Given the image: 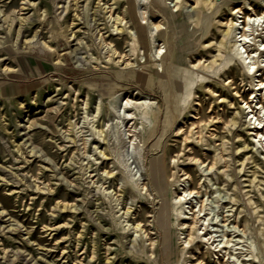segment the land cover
Listing matches in <instances>:
<instances>
[{
	"label": "rangeland",
	"instance_id": "obj_1",
	"mask_svg": "<svg viewBox=\"0 0 264 264\" xmlns=\"http://www.w3.org/2000/svg\"><path fill=\"white\" fill-rule=\"evenodd\" d=\"M195 1L166 2L185 25L178 42L152 0H0V264H200L199 257L206 264H264V149L254 147L246 128L251 109L239 113L244 104L232 88L219 97L229 77L214 78L206 70L229 51V44L218 51L222 30L238 17L262 14L264 0H214L207 8ZM232 8L242 13L234 17ZM238 20L234 33L241 36L245 18ZM259 22L248 31L252 50L264 41V19ZM194 73L206 75L218 91L194 86L195 96L178 111L175 102L185 93H176L174 76L184 86ZM229 75L248 101L251 76L241 66ZM258 79L264 80V68ZM117 94L121 126L104 109L97 111ZM140 103L159 109L158 119L144 126L130 120L129 110L136 113ZM214 112L235 117L236 124L206 133L197 144L204 165H182L187 161L178 131L193 128L198 118L205 128ZM148 150L158 154L147 156ZM222 151L225 160L213 166ZM156 155L168 165L171 204L184 188L195 187L183 216L204 209L193 242L190 228L175 221L173 257L158 224L161 200L149 179V160Z\"/></svg>",
	"mask_w": 264,
	"mask_h": 264
},
{
	"label": "bare ground",
	"instance_id": "obj_2",
	"mask_svg": "<svg viewBox=\"0 0 264 264\" xmlns=\"http://www.w3.org/2000/svg\"><path fill=\"white\" fill-rule=\"evenodd\" d=\"M214 0H196V4L197 6L200 5L201 3H203V5L205 6L204 8H207L209 5H211L213 3ZM132 2L136 3L135 0ZM167 0H152L153 6L157 9L158 13L160 14V16H162L165 20H168L170 23V29H171V36L172 38L176 37L178 42L181 40L178 38V32L180 30L181 26H185L182 23L179 22V13L170 8H167V4H166ZM227 4V3H225ZM253 10V9H252ZM147 11V10H146ZM232 15L235 17H238V14L242 13V8H232L231 9ZM111 15V13H110ZM145 15V14H144ZM137 16V15H136ZM238 18H245V20L243 21V23H245L242 27L243 31L240 32L241 36L235 34V30L236 28H238V23L239 20ZM237 20H231L230 23L228 24V29L226 30H222V39L219 42L218 47V51L222 52L224 49L227 48V45L229 44V51L227 54L223 55L221 61H217V59H214L212 63L211 67L206 68V70L209 71V73L214 76L218 75L219 78L223 77V76H228L229 77V82L230 85L227 87H222L219 97L222 98V95H226L228 96V92L225 89H229L232 88L233 91H235L236 98L241 99V101L243 102L244 106H239V113L241 114H245L246 109H251L250 111H248L247 113V117L246 119H249V123L246 125V128L250 130V135H252V142L253 145L255 147V144L262 145L263 149V143H264V115L261 117V112L264 111V103L262 106H260V104L264 101V80L263 79H258L257 75L261 74V68H264V63L260 64L259 63V59L260 56L262 54H264V49L262 48L264 46V41L260 44H256L257 45V49L256 50H252L250 49L252 45L255 44H250V40H249V34L248 31L250 30L249 28L253 25H256V23H260L259 21H261L262 19H264V11L262 12V14H257L256 12H253V15H248L246 14V16L244 17H238ZM133 20L136 23V27L139 30L140 34L143 35L144 33V26L142 25V23L139 22V20H137V17H133ZM143 20V19H142ZM242 22V21H241ZM241 24V23H240ZM240 26V25H239ZM155 28V24L154 27ZM207 30H204L203 33L200 35V39L204 38L205 36H207ZM152 31V30H151ZM155 31V30H154ZM238 32V30H237ZM191 34L189 35L190 37H195L196 36V32H190ZM182 34L184 35V32L182 31ZM155 36V35H154ZM182 40H183V36H182ZM162 49V48H161ZM244 50V51H243ZM134 54L137 51V42L135 40L132 41V50H131ZM159 51V50H158ZM211 52V51H209ZM157 53V52H156ZM161 54V53H160ZM200 61V60H199ZM262 62V60H261ZM201 63V61L199 62V64ZM161 65V64H160ZM235 66H241L248 75L251 76V81H250V85L252 86V92H251V96L250 99L248 101H246L244 99V97H242V95L240 94V90L238 89V87L236 86V82L234 80V78H232L229 74L231 73V71L233 70V68ZM261 67V68H260ZM221 72V73H220ZM223 72V73H222ZM194 75V76H193ZM176 77L175 78V88H176V93H178L179 91H184L185 95L184 98L182 99L181 94L178 95V100H176L175 102V107L176 110H181L182 108V101L186 102L188 100V98L191 95L195 96V91H193L194 86H196L195 90H206L209 89L211 94L216 93L218 90L216 88H211L208 83L211 81L210 79L207 80V76L201 73H194L191 74L190 78H186V82L183 86V84H181L179 81H176ZM207 80V81H206ZM258 82V83H255ZM179 94V93H178ZM117 95H113L111 96L107 102L102 105V104H98V115L101 114V112L105 111V113L107 114V116H110L112 118H114V120H117V125H120V120H122V116L117 115L116 113V109H117V99L118 96ZM126 99V98H125ZM260 99L259 102H257L254 106L253 104ZM263 100V101H262ZM119 102V101H118ZM130 100H127L126 106L125 108H129ZM125 103V101L123 102V104ZM133 103V102H132ZM153 104V103H152ZM229 105H233V102L231 100L228 101ZM87 105V104H86ZM136 107V106H135ZM121 108H123V105H121ZM131 109V108H130ZM138 109V113H132V110L130 111V115H129V119L130 120H138L139 124H141L142 126H144L146 124V122L148 121H152V119H154L155 121L158 119V115H159V109H155L152 106H147L145 103H140V105L137 107ZM261 109V110H260ZM256 110V111H255ZM260 110V111H259ZM119 111V110H118ZM122 111V110H121ZM128 111V112H129ZM197 111L199 114H203L205 110L203 109L202 105H199V107L197 108ZM123 112V111H122ZM135 112V111H134ZM121 113V112H120ZM168 114V113H167ZM254 114V115H252ZM259 114V115H257ZM202 115V116H203ZM205 116V115H204ZM208 118L207 119V123L205 128L201 125L202 122H204V119H199L194 122L192 124L193 128H190L189 130H183L182 128H180V130L178 131V134L180 135L182 142V151L185 154V159H182V161L186 162L187 164H182V165H191V164H203L204 160L199 158L197 155V151L195 150V147H197V144L203 145V141L205 138V134L209 133L211 136H214L216 134V132L218 131L220 126L223 125H228L229 122H232L233 124H236V119L234 117L233 120H228L227 116L219 113V112H214L212 113V115H207ZM255 116H257L256 121L253 122L252 120L255 118ZM242 117V116H241ZM127 119V118H126ZM125 120V118L123 119ZM258 121V122H257ZM129 122V121H128ZM131 122V121H130ZM239 122V121H238ZM136 123V122H135ZM124 124V123H123ZM125 125V124H124ZM129 125V124H128ZM121 126V125H120ZM214 127L213 129H211V127ZM159 130V129H158ZM121 131V130H120ZM119 131V132H120ZM141 131V130H140ZM143 133V132H142ZM159 133V132H158ZM175 133V132H174ZM138 134V132H137ZM177 134V135H178ZM141 135V134H140ZM131 137V136H128ZM155 137V136H154ZM120 139V138H119ZM87 140V139H86ZM89 140V139H88ZM123 140V139H122ZM85 141V140H84ZM83 141V142H84ZM121 141V140H120ZM129 141V140H128ZM133 141V140H132ZM131 141V142H132ZM139 141V140H138ZM179 141V140H178ZM124 142V141H123ZM135 142V141H134ZM140 142V141H139ZM86 144L88 142H85ZM119 143V142H118ZM133 143V142H132ZM149 143V142H147ZM84 144V143H83ZM131 144V143H130ZM169 145V144H168ZM136 146V145H135ZM155 146V145H154ZM225 146V144H224ZM257 146V147H258ZM135 148V147H134ZM227 148V147H226ZM223 149V148H222ZM262 149V148H261ZM136 150V149H135ZM225 150V149H224ZM258 150V149H257ZM158 151V150H157ZM262 151V150H261ZM144 153V152H143ZM150 153H156L154 152V150H148L147 151V156L150 155ZM182 153V152H181ZM180 153V154H181ZM261 153V152H260ZM104 154V153H103ZM158 154V153H156ZM112 155V154H111ZM166 155V154H165ZM106 156V155H105ZM173 156V155H172ZM177 156V155H176ZM179 156V155H178ZM209 156V155H208ZM175 157V156H174ZM212 157V156H210ZM178 158V157H177ZM206 158V157H205ZM143 159V157H142ZM145 159V158H144ZM176 160V159H174ZM225 160V153L220 152V154L213 156V166L218 164L219 162ZM228 161V160H227ZM144 162V160H143ZM146 162V161H145ZM209 162V161H208ZM176 163V162H175ZM179 163V162H177ZM212 163V162H211ZM229 163V162H228ZM254 163V162H253ZM171 164V163H170ZM172 165V164H171ZM170 165V166H171ZM204 165V164H203ZM180 166V165H179ZM149 167H150V178L151 179V184L154 186V189L157 192L158 198H160L161 200V205H160V209H159V213H158V224L159 226L164 230V234H165V242L167 243L168 248L170 249V256L173 257L174 251H173V246L175 245L174 240H173V235H172V230H173V225L175 224V221H179V225H187V227L190 228L191 232L189 233L190 235H192V239L189 241L193 242L195 241L196 238H194L193 236V230L196 229V227L198 226L199 222L202 220L201 219V213L203 212V205H200V209L198 211H195L193 209H191L192 212V217L188 218L186 216H183V210H184V205L185 203H187V198L189 195L193 194V193H198V191L195 189V187L193 188H189L187 189H183V193L182 195H180L179 197L177 196L176 198V203L175 204H171L170 200L167 197V186H168V174H167V169H168V165L166 163L165 157L164 155H156V156H152L149 160ZM147 168V167H146ZM170 168V167H169ZM208 168V167H207ZM209 170H211L212 167L209 166ZM148 171V170H147ZM206 171V170H205ZM173 171L171 170V173ZM184 174L186 176L191 177V175L188 172L184 171ZM176 176V175H175ZM180 176V175H179ZM199 176V175H198ZM231 176V174H230ZM113 177V176H112ZM171 178V177H170ZM198 178V177H196ZM200 179V178H198ZM174 180V179H172ZM188 180V179H187ZM141 181V180H140ZM148 181V180H147ZM183 181V180H182ZM205 181V180H204ZM172 182V181H171ZM186 182V181H185ZM137 183V182H136ZM203 183V181L201 182ZM235 183V182H234ZM200 184V183H199ZM208 184V183H207ZM138 184H135V186H137ZM232 185V184H231ZM139 186V185H138ZM146 186H148V184L143 183V186H141L142 188H145ZM181 186V185H180ZM210 187V186H209ZM208 187V188H209ZM226 187V186H225ZM132 188V187H131ZM134 188V187H133ZM150 188V187H149ZM148 188V190H149ZM152 188V187H151ZM183 188V187H182ZM147 189V187H146ZM199 189V188H198ZM214 189V188H213ZM151 190V189H150ZM177 190V189H176ZM204 190V188H203ZM178 191V190H177ZM208 191V189H207ZM150 192V191H149ZM151 193V192H150ZM215 193V192H214ZM235 194V192H234ZM151 195V194H150ZM207 195V194H206ZM236 195V194H235ZM155 196V195H154ZM192 198V197H191ZM225 198V197H224ZM156 199V198H155ZM223 199V198H220ZM189 200V199H188ZM200 200V199H199ZM174 201V199L172 200ZM193 201V199H192ZM197 201V200H196ZM200 202V201H199ZM220 202V201H219ZM192 203V202H191ZM195 203V201H194ZM201 203H204V201L202 200ZM235 205V204H234ZM238 205V204H237ZM191 206V205H190ZM189 206V207H190ZM232 206V205H231ZM188 207V208H189ZM198 207V206H197ZM156 211V210H155ZM154 211V213H155ZM158 212V211H156ZM240 213V212H239ZM148 214V213H147ZM203 214V213H202ZM191 215V214H190ZM204 216V215H203ZM142 217H144L143 215H141V220L143 219ZM147 217V216H146ZM207 217V216H206ZM203 218V217H202ZM191 219L192 223H188L189 220ZM214 219V218H213ZM139 220V219H138ZM140 220V221H141ZM146 220V219H145ZM237 221V219H235ZM214 221V220H213ZM204 222V221H203ZM238 222V221H237ZM138 226H140L142 222H138ZM153 223V222H152ZM205 223V222H204ZM211 224V223H210ZM147 225V224H146ZM145 225V226H146ZM178 225V224H177ZM224 225V224H223ZM244 225V224H243ZM142 226V225H141ZM208 226V224H207ZM210 227V226H209ZM208 227V228H209ZM234 227V226H233ZM207 228V229H208ZM237 228V226H236ZM244 228V227H243ZM155 229V228H154ZM202 229H204L202 227ZM206 229V230H207ZM242 229V228H241ZM233 230V229H232ZM143 231V229H142ZM239 231V230H238ZM225 232V231H224ZM223 232V233H224ZM232 232V231H231ZM245 232V231H244ZM177 233V232H176ZM203 233V231H202ZM149 234V233H148ZM238 234V233H237ZM147 235V234H146ZM204 235V236H203ZM202 236L205 238L208 235V232H205ZM149 236V235H148ZM187 236V235H186ZM200 238H203V237ZM223 236V235H221ZM225 236V235H224ZM245 236V234H244ZM150 237V236H149ZM191 238V237H189ZM208 238V237H207ZM212 238V237H211ZM210 238V239H211ZM242 238V236H241ZM244 238V237H243ZM150 239V238H149ZM178 239V238H177ZM199 239V238H198ZM222 239V238H221ZM151 240V239H150ZM189 240V239H188ZM187 240V242H188ZM215 240V239H214ZM217 240V239H216ZM223 240V239H222ZM153 241V240H152ZM162 242V240H161ZM216 242V241H215ZM227 242V241H226ZM231 242V241H230ZM155 243V242H154ZM222 244V242H219ZM240 243V242H239ZM229 244V243H228ZM153 245V244H152ZM160 245V244H159ZM188 245V244H187ZM214 245V244H212ZM211 245V246H212ZM235 245V244H234ZM220 246V245H219ZM224 246V245H223ZM229 246V245H228ZM232 246V245H231ZM222 247V246H221ZM217 248V247H216ZM220 247H218L219 249ZM225 248V247H224ZM152 249V248H151ZM157 249V248H155ZM222 249V248H221ZM225 251V250H224ZM179 252V251H178ZM216 252V251H215ZM226 253V252H224ZM155 255V254H154ZM229 255V254H228ZM178 257V256H177ZM253 257V256H252ZM256 257V256H254ZM178 261V260H177ZM200 264H206L204 262V259L199 257V261ZM174 264V262L172 263ZM180 264V263H178Z\"/></svg>",
	"mask_w": 264,
	"mask_h": 264
}]
</instances>
